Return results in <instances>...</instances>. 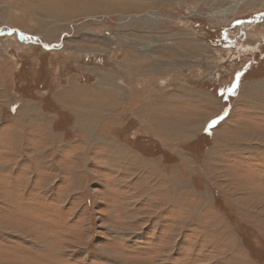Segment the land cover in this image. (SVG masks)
<instances>
[{
  "label": "rangeland",
  "instance_id": "obj_1",
  "mask_svg": "<svg viewBox=\"0 0 264 264\" xmlns=\"http://www.w3.org/2000/svg\"><path fill=\"white\" fill-rule=\"evenodd\" d=\"M236 1L0 0V264H264V0L210 16Z\"/></svg>",
  "mask_w": 264,
  "mask_h": 264
},
{
  "label": "bare ground",
  "instance_id": "obj_2",
  "mask_svg": "<svg viewBox=\"0 0 264 264\" xmlns=\"http://www.w3.org/2000/svg\"><path fill=\"white\" fill-rule=\"evenodd\" d=\"M251 0H238L236 2H233L227 9H224V10H220L219 12L217 13H213L212 15H210L212 18H215V17H220V16H226V15H229L230 13H236V11H238L239 7H241L242 5H245V4H248L250 3ZM262 1V0H260ZM252 3V1H251ZM250 3V4H251ZM249 4V5H250ZM153 16V15H152ZM154 17V16H153ZM146 18V17H145ZM152 19V18H151ZM156 19V18H155Z\"/></svg>",
  "mask_w": 264,
  "mask_h": 264
},
{
  "label": "flooded vegetation",
  "instance_id": "obj_3",
  "mask_svg": "<svg viewBox=\"0 0 264 264\" xmlns=\"http://www.w3.org/2000/svg\"><path fill=\"white\" fill-rule=\"evenodd\" d=\"M235 39L234 38H228V37H226V38H218V42L224 44V45H222L223 49H225V50H229L230 49L231 50L234 47ZM225 45H226L227 48L224 47Z\"/></svg>",
  "mask_w": 264,
  "mask_h": 264
},
{
  "label": "snow or ice",
  "instance_id": "obj_4",
  "mask_svg": "<svg viewBox=\"0 0 264 264\" xmlns=\"http://www.w3.org/2000/svg\"><path fill=\"white\" fill-rule=\"evenodd\" d=\"M212 123H215V121H213Z\"/></svg>",
  "mask_w": 264,
  "mask_h": 264
}]
</instances>
